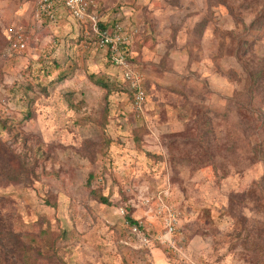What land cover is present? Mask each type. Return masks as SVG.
I'll use <instances>...</instances> for the list:
<instances>
[{"label":"rangeland","instance_id":"1","mask_svg":"<svg viewBox=\"0 0 264 264\" xmlns=\"http://www.w3.org/2000/svg\"><path fill=\"white\" fill-rule=\"evenodd\" d=\"M94 3L139 106L91 19L0 0V264H264V0Z\"/></svg>","mask_w":264,"mask_h":264},{"label":"built area","instance_id":"2","mask_svg":"<svg viewBox=\"0 0 264 264\" xmlns=\"http://www.w3.org/2000/svg\"><path fill=\"white\" fill-rule=\"evenodd\" d=\"M67 6L70 8L72 13L75 17H77L80 20L83 19H91L93 22V30L98 33L100 44L101 45H111L112 44V57L116 65L122 67L125 69V77L130 80L132 83L136 94H135V104L137 106L141 105V103L144 100V93L140 89L138 85V79L134 75V73L131 72V70L127 67L128 63L126 62L123 54L117 50L116 45L120 42H122V39L125 40V37L123 35L122 26L119 22H116L113 26L112 31L109 30H100L99 25L96 22V14L93 11L92 14H88L87 10L90 7H93L95 5L94 0H66ZM25 44L21 40V36L18 35V38L15 39L14 42L11 43V49H22L24 48ZM135 229V228H134ZM170 230H172L170 226Z\"/></svg>","mask_w":264,"mask_h":264},{"label":"trees","instance_id":"3","mask_svg":"<svg viewBox=\"0 0 264 264\" xmlns=\"http://www.w3.org/2000/svg\"><path fill=\"white\" fill-rule=\"evenodd\" d=\"M51 0H42V3H43V12H42V14H44V11H47L48 9H50L49 8V2H50ZM66 1V0H65ZM99 29L100 30H105L107 27V25L106 24H103V23H101V22H99ZM14 41H15V39H14ZM13 41V42H14ZM12 43V42H11ZM11 43H9V45H8V47H9V50H15V49H11ZM108 54V57H109V59H110V61L112 62V57H111V53H110V45H108V52H107ZM48 73V72H47ZM47 73H46V75H47ZM97 83V82H96ZM106 87V86H105ZM8 154H9V150L8 149H6V150H4V149H1L0 150V155H3V157H5V156H8ZM100 201L101 202H104V203H107V199L105 198V197H100ZM127 220H128V222L130 223V225L132 226V225H137V221L136 220H133L131 217H127ZM25 264H34L31 260H30V256H29V252L28 251H25Z\"/></svg>","mask_w":264,"mask_h":264}]
</instances>
